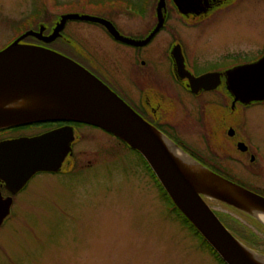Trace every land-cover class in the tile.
<instances>
[{"label":"rangeland","instance_id":"obj_1","mask_svg":"<svg viewBox=\"0 0 264 264\" xmlns=\"http://www.w3.org/2000/svg\"><path fill=\"white\" fill-rule=\"evenodd\" d=\"M143 1L0 0V49L32 29L28 27L20 34L15 22L43 6L59 16L77 13L105 18L107 10L116 9L117 4L140 6ZM157 3L158 0L146 3L150 18L146 15L139 19L133 14L132 17H129L131 14L111 16L119 26L138 32L137 29L141 31L149 22L156 21ZM165 3L170 2L165 0ZM211 18L196 28L181 27L184 45L204 42L230 52L240 51L245 53L238 56L241 63L256 59L264 51V0H229ZM176 19L170 20V25L180 29ZM104 29L99 23L68 19L61 33L79 46L81 54L84 50L92 64L98 61L122 85L133 88L128 82L126 61L133 59L132 50L115 42ZM167 37L165 29L160 31L151 48L158 51V41L163 42ZM141 60L145 61V70L152 67L150 81L157 85V92L167 87L169 90L165 89V93L171 96L177 93L185 101L191 100L190 94L173 80L165 83L162 58L141 56ZM255 116L261 122L262 131H255L253 137L264 155V109L255 111ZM190 122L188 118H181V130L187 129ZM162 130L182 150L194 153L203 164L213 167L214 158L206 150L209 141L186 132L175 135L164 127ZM30 132L29 129L22 131ZM76 132L73 155L67 157L69 164L63 165V170L72 171L38 173L18 192L11 216L0 226V264H220L202 238L177 217L137 151L97 128L86 127ZM259 157L256 155V159ZM242 172L239 168L240 178ZM205 198L215 214L227 213L245 223L252 219L228 205ZM258 225L260 228L254 232L264 237V224ZM263 246L247 247L264 256Z\"/></svg>","mask_w":264,"mask_h":264},{"label":"water","instance_id":"obj_2","mask_svg":"<svg viewBox=\"0 0 264 264\" xmlns=\"http://www.w3.org/2000/svg\"><path fill=\"white\" fill-rule=\"evenodd\" d=\"M176 1V0H175ZM184 0H177L176 3ZM165 0L156 6L157 24L143 39L122 36L105 18L69 13L60 20L50 34L43 27L29 29L0 49V128L37 122L64 120L90 124L120 138L136 150L147 162L165 192L181 213L226 264H259L214 213L205 197L222 202L264 221V196L253 192L207 168L153 124L145 120L110 86L73 58L49 47L23 43L26 36L50 42L61 35L66 20L77 19L99 23L120 42L141 46L149 42L164 20ZM180 76L188 78L193 92L200 88H214L219 81L217 72L192 76L182 73L176 53ZM228 88L235 99L264 100V53L253 62L229 69L226 73ZM32 103L33 106L8 107L6 103ZM20 102V101H19ZM156 131L193 160L202 170V176L190 181L177 164ZM71 125H62L32 136H19L0 141V181L16 193L36 172H57L71 155L74 140ZM204 169V170H203ZM218 182V183H216ZM219 182L226 187L220 186ZM0 198V224L9 213V204ZM264 258L263 255H261Z\"/></svg>","mask_w":264,"mask_h":264},{"label":"flooded vegetation","instance_id":"obj_3","mask_svg":"<svg viewBox=\"0 0 264 264\" xmlns=\"http://www.w3.org/2000/svg\"><path fill=\"white\" fill-rule=\"evenodd\" d=\"M144 0L140 6L127 4L117 7L115 10H107L108 17L106 20L110 21L115 30L122 36L143 39L145 38L157 24V14H155L156 21L149 22L145 25L143 30L137 29L135 32L132 28H123L119 26L113 15L123 14L129 17L137 15L135 18H143L146 15L150 18V10H147V2ZM177 1V0H176ZM175 0H169L170 3H165L162 8L164 20L160 30H158L152 38L145 45L134 46L115 40L113 36L106 30L111 39L119 44H124L131 48L133 59L126 60L127 71L129 72V81L133 88L122 85L120 79L116 75L109 73L102 64L96 61V65L90 62L91 58L84 53L80 54L79 63L84 65L88 70L110 86L117 94H119L136 112H138L145 120L156 126L163 132L164 127L172 134H193L197 139H206L207 152L213 156L214 162L212 164L213 170L220 171V173L227 179L245 187L253 192L264 196V155L261 154V147L253 137V133L261 130V122L259 118L254 117V112L264 109V100L242 101L235 99L230 90L226 87V73L229 69L237 67L242 64L253 62L262 56L264 51H261L259 56L252 61H239L238 56L245 53L230 52L229 50L217 48L213 44H204L199 42L197 45H184V37L182 29L196 28L200 24H205L217 11H220L229 0H184L183 4L176 3ZM168 8L170 11H168ZM136 12V14H135ZM174 12V14H173ZM112 15V16H111ZM175 15V16H174ZM180 26V29L170 25V20H175ZM212 19V18H211ZM182 27V29H181ZM168 33L169 37L163 42L158 41V51L151 48V44L157 37L160 31ZM168 40V41H167ZM211 49L220 50L217 53H212ZM200 50V51H199ZM211 51V52H210ZM206 52V53H205ZM174 53L180 58L182 73L189 72L192 76H199L208 72H217L219 74V81L214 88L205 89L199 88L197 92L191 91L188 78L180 76L178 73L177 62L174 58ZM156 56L158 59L162 58L165 67V77L168 84L172 80L175 84L185 92L190 94L191 100L185 101L179 97V94L165 93L163 91L157 92L155 86L151 83L152 73L150 66L145 70V61L141 60V56ZM94 59V58H93ZM235 59V60H234ZM210 63V66L199 67L198 64ZM152 71V70H151ZM124 84V83H123ZM170 84V83H169ZM125 86V87H124ZM173 98V99H172ZM181 118H188L191 120L190 124L186 125L187 129H182ZM45 126L30 125L29 127L15 126L0 128V141L4 139L16 138L19 136H32L42 132L48 131L55 127L62 125H71L74 131V140L71 144L72 157L74 149L73 143L76 140L77 130L85 129L86 127L97 128L104 132L103 129L77 121L55 120L47 121ZM29 129L31 132L22 133V131ZM190 129V130H188ZM106 132V131H105ZM108 136L114 137L112 134L106 132ZM164 133V132H163ZM166 134V133H165ZM169 136L168 134H166ZM170 137V136H169ZM171 138V137H170ZM256 155H260L256 159ZM200 160V159H199ZM201 162V161H200ZM65 164H69L68 159H65ZM63 163V165H65ZM202 163V162H201ZM239 168H241L242 176L239 177ZM68 173L70 170L60 169L57 172L40 171L33 174L18 190L12 193L6 187L4 182L0 181V198L6 202H10L9 213L6 215L0 226L8 219L12 212V205L16 202L18 192L27 186L30 181L38 173ZM219 202V201H218ZM222 203V202H220ZM224 204V203H222ZM226 205V204H224Z\"/></svg>","mask_w":264,"mask_h":264},{"label":"trees","instance_id":"obj_4","mask_svg":"<svg viewBox=\"0 0 264 264\" xmlns=\"http://www.w3.org/2000/svg\"><path fill=\"white\" fill-rule=\"evenodd\" d=\"M117 3H121V2H117ZM123 3H125V2H123ZM125 4H127V3H125ZM117 5L121 6L120 4H117ZM109 10H112V9H109ZM113 10H115V9H113ZM59 19H60V16L58 13L52 12L51 10L49 11V9L46 8V6H43V8H41V9L38 8V9H35L33 12H30V14L28 16H26L24 19L20 20L19 22H15V24L19 27V31H20L19 33L20 34L22 32H24L26 29H28V27H31L34 30H37L40 27H43V32L50 33L52 31V28L54 27V24H56L59 21ZM46 33H44V34H46ZM21 42L29 43V44L34 43L37 45L52 48L54 50H57V51L65 54V55L73 58L77 62L79 61L80 54L82 52V50H80L79 46L76 45L74 43V41H71L67 37H64V35L62 33L56 39L51 41V43L50 42L46 43V42L40 41V40H38L34 37H31V36L25 37ZM8 43H10V42H8ZM7 44L3 45V47L7 46ZM46 124H48V123H45V121H44V122L19 125V126H15V127H17V129H19L20 127H29L30 125H33V127H34V125L45 126ZM170 139H171V141L173 140L172 138H170ZM122 143L126 147L130 148L125 142L122 141ZM130 149H132V148H130ZM186 153H188L190 156L193 157V159H196L197 161H199V163H201L199 160V157L197 155H195L194 153H190L188 151H186ZM142 159L146 163V166H147L148 170L150 171L151 175L159 183V185L163 191L164 196L171 203L172 208L176 211V214L178 215L177 217L183 219L184 222L189 227H191L199 235V237H201L202 235L196 230V228L190 223V221L181 213V211L176 206H174V203L171 201L170 197L165 192L164 187L161 186L159 180L156 178V176H154L155 174L153 173V171L151 170V168L149 167L147 162L144 160L143 157H142ZM201 164H203V163H201ZM203 165H205V163ZM205 166L207 168H209L210 170L214 171L215 173L223 176L220 173V171L216 172L215 170L208 167L207 165H205ZM216 215L222 221V223L231 231V233L236 238H238L240 241H242V243H244L245 245L253 248V247H258L261 244H264V237H260L258 234H256L254 232L255 229L260 228V226L258 225V223L260 221H258L257 219L251 217L252 219L248 221V223H249L248 224V223H245L243 221H240L239 219H237V218H235V217H233L227 213H219V214L216 213ZM201 238L204 241L205 245L207 246L212 257H214L215 260H217L220 264H226L222 260V258L219 257L217 252L212 247H210L209 243L203 237H201Z\"/></svg>","mask_w":264,"mask_h":264},{"label":"bare ground","instance_id":"obj_5","mask_svg":"<svg viewBox=\"0 0 264 264\" xmlns=\"http://www.w3.org/2000/svg\"><path fill=\"white\" fill-rule=\"evenodd\" d=\"M24 100L25 99L19 100L20 102L17 101V102L6 103V106L11 107V108L14 106L15 107L16 106H31V107L33 106L32 103H28L29 105H25L26 103H21ZM156 133L161 138V140L164 142V144L166 145V147L170 151V153L173 154V157L177 161V164L180 166V168L183 170L184 174L187 175V177L190 179V181L195 183V180L199 179L200 176L203 175V173H201L202 169L196 163H194L193 160L191 158H189L186 154H184L180 150H178L173 145V143H171V141L168 138H166L162 133H160L158 131H156ZM216 183H218V182H216ZM219 185L226 187L225 185L221 184L220 182H219ZM258 215L264 221V216H262L261 214H258ZM246 252L248 253V256H250L254 261L258 262L259 264H264V258H262L261 255L255 253L254 251H252L250 249H246Z\"/></svg>","mask_w":264,"mask_h":264}]
</instances>
